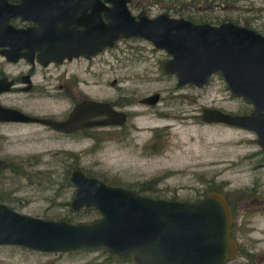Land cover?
Instances as JSON below:
<instances>
[{
  "label": "rangeland",
  "instance_id": "374dc122",
  "mask_svg": "<svg viewBox=\"0 0 264 264\" xmlns=\"http://www.w3.org/2000/svg\"><path fill=\"white\" fill-rule=\"evenodd\" d=\"M137 2L149 3L152 13L166 11L213 23L238 20L264 32V0H237L236 5H225L223 0H133L131 7L135 12ZM167 55L165 49L155 48L145 39H129L107 51L110 78L125 77L126 90L137 91L140 96L149 91L161 93L155 104H138V112L130 120L137 127L128 139L91 145L60 144L26 139L20 131L9 130L12 138L0 142V192L5 191L7 196L0 194V201L35 216L61 219L75 215L72 221H90L93 217L84 208L71 207L75 186L67 178L75 165L109 182L135 189L143 181L158 177L159 194L167 198L196 200L210 187L219 185L226 193L253 186L264 192V166L257 165L260 155L255 132L201 118L204 106L241 113L251 109L250 101L231 92L220 72L212 74L203 86L178 85L177 78L161 67ZM109 93H116V88L110 85ZM27 130L32 131V127ZM62 149L82 154L78 158L58 159L54 153ZM244 204L238 215L241 220L248 216L252 234L264 247V208L251 212ZM246 230L243 224L244 237ZM0 264L134 262L111 256L100 247L41 251L18 244H0ZM226 264L243 263L236 260Z\"/></svg>",
  "mask_w": 264,
  "mask_h": 264
},
{
  "label": "water",
  "instance_id": "95a60500",
  "mask_svg": "<svg viewBox=\"0 0 264 264\" xmlns=\"http://www.w3.org/2000/svg\"><path fill=\"white\" fill-rule=\"evenodd\" d=\"M25 1L28 0L13 5V15L22 13ZM29 1L45 2L40 7L46 13L55 10L61 0ZM91 1L93 20L87 32L92 33L93 53L102 46H111L117 38L142 36L169 54L162 69L175 74L178 85L203 86L212 74L220 72L231 92L248 99L252 109L235 113L204 106L202 120L249 129L255 132L264 151V33L233 20L195 21L167 12L152 17L144 11L135 15L128 6L129 0H108L109 6L102 5L100 0H87ZM102 10L106 21L101 17ZM58 28L56 20L38 27L45 36L39 47L40 55L45 56L49 50L54 53L46 36ZM9 32L19 35L21 30L13 27ZM17 39L6 38L0 30V45L19 50L21 44ZM159 97L160 93L155 92L141 101L155 104ZM85 105L108 113L113 111L102 102L90 101ZM2 110V119H38L58 128L65 123L17 110L16 114L8 115L7 108ZM70 179L75 186L72 208L94 206L100 212L99 218L91 221L44 218L20 212L0 201V244H18L41 251L100 247L110 254L130 257L134 264H218L236 256L237 239L231 234L232 211L218 190L190 201L153 197L130 187L109 184L78 167L71 171Z\"/></svg>",
  "mask_w": 264,
  "mask_h": 264
},
{
  "label": "flooded vegetation",
  "instance_id": "af4514ba",
  "mask_svg": "<svg viewBox=\"0 0 264 264\" xmlns=\"http://www.w3.org/2000/svg\"><path fill=\"white\" fill-rule=\"evenodd\" d=\"M100 1L102 5H111L108 0ZM19 2L21 0H0V30L6 38H19L16 42L21 44L19 50H11L10 45H0V142L12 138L13 133L9 130L20 131L19 134L26 139L38 142L47 140L60 144H102L120 142L132 137L137 125L131 124L130 120L136 116L138 104L146 107L152 105L141 100L159 91H149L140 96L137 91L126 90L128 85L123 83L125 77L110 78L107 70V51L129 39H145L155 48L157 46L142 36H128L117 38L111 46H102L93 53L92 33L87 32L93 20L90 15L92 1L61 0L55 10L45 13L46 10L40 7L46 4L45 2L28 0L24 2L22 13L13 15L12 7ZM132 2L133 0H129L128 6L135 15L144 11L152 17L166 12L152 13L151 5L143 2L135 3V12L131 7ZM45 14L50 17L44 16ZM101 17L107 20L103 10ZM52 20H56V26L59 28L47 33L46 37L49 48L53 49L54 53L49 50L42 56L39 47L42 46V38L45 36L38 27ZM12 26L21 30V33H7L9 28L12 30ZM30 31L32 32L29 33ZM168 57L169 54L165 59ZM166 74L176 77L172 73ZM110 85L116 88V93H109ZM90 101L108 104L113 111L108 113L85 105ZM2 107L7 108L8 115L16 114L14 110H17L36 118H50L65 123L63 127L58 128L38 119H2ZM29 126L32 131L27 130ZM254 140L257 143L256 137ZM258 146L260 158L257 165L264 166V151L259 144ZM62 150L56 151L54 156L64 159L78 158L82 154V151L73 149ZM77 167L82 169L80 166L75 168ZM257 189V186H253L249 189L236 188L229 193L220 191L228 200L232 211L231 234L237 239V251L233 259L218 264L236 260L243 264H264V247L259 245L260 241L252 234L253 228L248 216L241 220L238 215L240 208L245 205L244 202L247 203V211L258 212L264 208V192ZM0 194L1 197H7L5 191ZM253 208L255 210L252 211ZM243 224L247 226L246 237L241 231ZM74 250L78 249L67 251Z\"/></svg>",
  "mask_w": 264,
  "mask_h": 264
},
{
  "label": "trees",
  "instance_id": "16d2710c",
  "mask_svg": "<svg viewBox=\"0 0 264 264\" xmlns=\"http://www.w3.org/2000/svg\"><path fill=\"white\" fill-rule=\"evenodd\" d=\"M236 2H237V0H223V3H225V5H236ZM183 5H185V3H183ZM188 5V4H187ZM192 17V16H191ZM191 17H188V18H190V19H192V20H195V21H208V20H206L205 18L204 19H200V20H197V19H195V18H191ZM229 20H231V19H229ZM233 21H235V22H237V23H239V21L238 20H233ZM245 25H248V26H250V24H248V23H245ZM260 31V30H259ZM262 32V31H261ZM262 33H264V32H262ZM76 167V165L75 166H73V168H75ZM72 168V169H73ZM87 173V172H86ZM87 174H89V175H93V174H90V173H87ZM157 179H158V177H155L154 179H152V180H148V181H143L142 182V184L139 186V188L138 189H135V188H133L134 190H136V191H138V192H140V193H144V194H147V195H149V196H153V197H161V195L159 194V187H157V185H156V181H157ZM67 180L69 181V183H71V184H73L72 183V181L70 180V176L67 178ZM104 180V179H103ZM106 182H108V183H110V184H114V182H109V181H107V180H105ZM210 190H223V188H222V186H213V187H210L209 188V190L207 189L204 193H203V195L205 194V193H207L208 191H210ZM165 198H167V197H165ZM170 198H173V199H177V198H175V197H170ZM200 198V197H199ZM199 198H197L196 200H198ZM81 208H84V210L85 211H87V213H89V215L90 216H92L93 218H92V220L93 219H97V218H99L100 217V212L94 207V206H84V207H81ZM74 210V209H73ZM76 217H75V215H66V216H64L63 217V219H67V220H69V221H72V220H74ZM79 221H81V220H79ZM111 256H115V255H112V254H110ZM116 258H118V259H120L118 256H115Z\"/></svg>",
  "mask_w": 264,
  "mask_h": 264
},
{
  "label": "bare ground",
  "instance_id": "6f19581e",
  "mask_svg": "<svg viewBox=\"0 0 264 264\" xmlns=\"http://www.w3.org/2000/svg\"><path fill=\"white\" fill-rule=\"evenodd\" d=\"M171 15V14H170Z\"/></svg>",
  "mask_w": 264,
  "mask_h": 264
}]
</instances>
